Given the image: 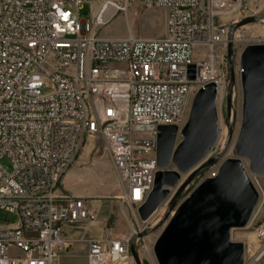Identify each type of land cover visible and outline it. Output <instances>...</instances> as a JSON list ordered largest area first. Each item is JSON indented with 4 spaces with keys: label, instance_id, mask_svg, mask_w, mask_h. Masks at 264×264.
<instances>
[{
    "label": "built area",
    "instance_id": "obj_1",
    "mask_svg": "<svg viewBox=\"0 0 264 264\" xmlns=\"http://www.w3.org/2000/svg\"><path fill=\"white\" fill-rule=\"evenodd\" d=\"M135 3L167 9L164 36L100 34ZM249 16L243 0H0V210L16 217L0 225V264H63L73 244L63 225L97 219L88 198L60 193L89 138L113 165L121 204L144 203L159 169L158 127L181 130L207 83L227 93L231 26ZM248 174L264 264V185ZM136 232L86 239L87 264H128Z\"/></svg>",
    "mask_w": 264,
    "mask_h": 264
},
{
    "label": "water",
    "instance_id": "obj_2",
    "mask_svg": "<svg viewBox=\"0 0 264 264\" xmlns=\"http://www.w3.org/2000/svg\"><path fill=\"white\" fill-rule=\"evenodd\" d=\"M263 18L264 14L246 17L233 24L231 32ZM233 49L231 40L226 93L229 138L236 82ZM241 79L243 118L235 156L221 162L218 174L206 177L175 209L186 186L205 174L220 158V153L208 157L220 137L216 83H207L198 90L181 130L175 124L158 127L159 169L152 190L138 207L140 219L146 222L168 201L162 219L168 223L154 246L158 264H244L245 245L232 240L231 230L247 226L259 200L242 158L249 159L251 172L264 176V43L249 44L243 49ZM185 174L188 177L183 180ZM173 189L176 191L172 195ZM148 233L149 230L139 236ZM131 252L136 264H148L141 260L133 242Z\"/></svg>",
    "mask_w": 264,
    "mask_h": 264
},
{
    "label": "rangeland",
    "instance_id": "obj_3",
    "mask_svg": "<svg viewBox=\"0 0 264 264\" xmlns=\"http://www.w3.org/2000/svg\"><path fill=\"white\" fill-rule=\"evenodd\" d=\"M245 13L248 15L264 14V0H243ZM82 19H90L91 12L89 5L81 8ZM167 24V9L163 7H148L143 4H133L126 12H119L107 25L102 27L100 34L105 36H124L133 32L138 36L144 37H161L166 34ZM237 41L234 43L233 61L235 67L236 82L233 89L230 126L232 128V135L229 138V127L226 123L227 116V102L226 94L218 96V113L220 121V137L208 157L220 153L218 163L211 167L201 177H197L190 184L186 186L176 201L174 209L183 202L192 191L203 181L211 171L219 167L220 163L227 158L234 157V148L239 137L243 118V86L241 79V54L245 46L249 44H259L264 41V18L243 25L238 28ZM48 90H45L47 92ZM193 99L188 102L187 111L190 113ZM182 137L178 136V140ZM84 157L82 164L83 185L93 189V194L98 197L113 200L116 202V208L104 207L98 212L100 220L109 219L108 227L116 235H121L131 231L133 225L136 233L133 239L134 246L142 261L148 264H158L154 246L166 227L168 220L162 222V219L167 211L168 202L164 203L158 211L146 222L140 219L138 208L135 205H122L120 195L122 194L121 186L119 184L117 174L109 157L102 152L101 144L92 138H89L80 153ZM244 166L247 171H250V161L247 158H242ZM6 167L10 169V162L6 158L3 160ZM68 172V171H67ZM65 176V175H64ZM188 174L184 175V179ZM261 182L264 185V176L261 177ZM172 191V195L175 193ZM60 193L68 194L64 188L63 183H60ZM112 214V216H111ZM111 216V217H110ZM16 217L12 214L4 213L0 210V225L9 224L15 221ZM149 230V233L139 236L141 233ZM91 233L87 228L73 227L70 230V235L78 236L89 235ZM79 235V236H80ZM231 238L234 241H242L245 245L244 264H262L261 261L255 262L258 256V241L255 234V227L250 222L247 226L242 228H233L231 230ZM85 251L78 249H71L62 254L63 263L67 264H83L85 262ZM128 264H136L132 255L130 247V257Z\"/></svg>",
    "mask_w": 264,
    "mask_h": 264
},
{
    "label": "crops",
    "instance_id": "obj_4",
    "mask_svg": "<svg viewBox=\"0 0 264 264\" xmlns=\"http://www.w3.org/2000/svg\"><path fill=\"white\" fill-rule=\"evenodd\" d=\"M83 160H84L83 155L81 156L79 154L75 162L71 165L70 169L68 170V172L65 174V176L62 179L63 188L68 193V195L88 198L92 204V207L97 211V219L86 227L88 230L91 231L89 235H80V234H79L80 236L70 235V230L73 227L83 228L82 225L79 223L67 222L63 225L67 237L73 241V244L68 250L61 252V256H60L61 263H63L62 254H64L65 252H68L71 249L73 250V249L80 248L85 251V256H84L85 262L83 264H87L88 263V257H87L88 251L86 247V241H85L86 239L103 237L105 235L106 228H108L109 234L113 236H117L116 234H114L113 231H110V228L108 227L110 218H107L103 221L98 218V212L104 207H110L113 209V212H114L116 208V202L113 200L98 197L97 195L93 194L92 188L87 187V186H82L84 184L83 183V172H82Z\"/></svg>",
    "mask_w": 264,
    "mask_h": 264
},
{
    "label": "bare ground",
    "instance_id": "obj_5",
    "mask_svg": "<svg viewBox=\"0 0 264 264\" xmlns=\"http://www.w3.org/2000/svg\"><path fill=\"white\" fill-rule=\"evenodd\" d=\"M222 94H223V93H222V91H220V92H219V95H218V96H219V98H220V96H222Z\"/></svg>",
    "mask_w": 264,
    "mask_h": 264
},
{
    "label": "trees",
    "instance_id": "obj_6",
    "mask_svg": "<svg viewBox=\"0 0 264 264\" xmlns=\"http://www.w3.org/2000/svg\"><path fill=\"white\" fill-rule=\"evenodd\" d=\"M201 176H203V175H200L199 177H201ZM199 177H198V178H199Z\"/></svg>",
    "mask_w": 264,
    "mask_h": 264
}]
</instances>
